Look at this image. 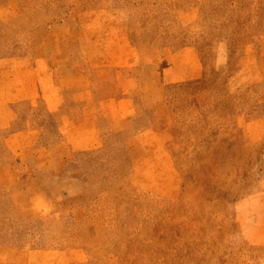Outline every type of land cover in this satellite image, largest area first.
I'll return each mask as SVG.
<instances>
[{
  "label": "rangeland",
  "instance_id": "1",
  "mask_svg": "<svg viewBox=\"0 0 264 264\" xmlns=\"http://www.w3.org/2000/svg\"><path fill=\"white\" fill-rule=\"evenodd\" d=\"M0 264H264V0H0Z\"/></svg>",
  "mask_w": 264,
  "mask_h": 264
},
{
  "label": "crops",
  "instance_id": "2",
  "mask_svg": "<svg viewBox=\"0 0 264 264\" xmlns=\"http://www.w3.org/2000/svg\"><path fill=\"white\" fill-rule=\"evenodd\" d=\"M126 103V100L122 99L120 102H118V104L115 105V108L112 109V124L110 127V130L112 131H121L124 128V125H119L124 123L123 119H126V114L128 111H126L124 104ZM117 115V116H115ZM119 125V126H117ZM74 128V130L72 131V133L70 134V137L73 142H74V146L80 150H85V149H94V148H98L100 146H102L103 144V140H102V135L99 133L98 131V125L97 122L95 120V122H93V125L90 126L88 129L82 130L77 128ZM83 137V141H75V139L78 136ZM81 144V146L78 145Z\"/></svg>",
  "mask_w": 264,
  "mask_h": 264
}]
</instances>
